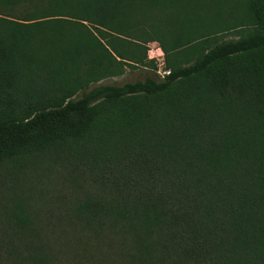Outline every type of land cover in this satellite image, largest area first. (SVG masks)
Masks as SVG:
<instances>
[{"label": "trees", "instance_id": "1", "mask_svg": "<svg viewBox=\"0 0 264 264\" xmlns=\"http://www.w3.org/2000/svg\"><path fill=\"white\" fill-rule=\"evenodd\" d=\"M20 6L0 15V165L90 161L115 196L78 216L129 264H264V0H0Z\"/></svg>", "mask_w": 264, "mask_h": 264}, {"label": "rangeland", "instance_id": "2", "mask_svg": "<svg viewBox=\"0 0 264 264\" xmlns=\"http://www.w3.org/2000/svg\"><path fill=\"white\" fill-rule=\"evenodd\" d=\"M31 10L0 8V15L20 18ZM244 33V28L227 31L224 39ZM152 43L142 47L148 50ZM151 75V69H127L102 84L135 83ZM90 164L77 154L54 150L0 165V264H129L116 236L96 233L78 216L85 201L115 196Z\"/></svg>", "mask_w": 264, "mask_h": 264}, {"label": "built area", "instance_id": "3", "mask_svg": "<svg viewBox=\"0 0 264 264\" xmlns=\"http://www.w3.org/2000/svg\"><path fill=\"white\" fill-rule=\"evenodd\" d=\"M147 56L148 60L155 65L156 73L161 79L169 75L170 72L166 69L165 54L158 43L154 42L149 45Z\"/></svg>", "mask_w": 264, "mask_h": 264}]
</instances>
